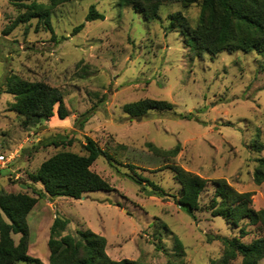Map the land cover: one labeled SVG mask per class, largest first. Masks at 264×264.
<instances>
[{"label":"rangeland","instance_id":"rangeland-1","mask_svg":"<svg viewBox=\"0 0 264 264\" xmlns=\"http://www.w3.org/2000/svg\"><path fill=\"white\" fill-rule=\"evenodd\" d=\"M20 1L0 0V80L18 75L58 88L69 116L39 119L25 128L11 110L15 97L0 94V151L19 152L0 177V195L38 198L33 188L43 190V185L31 175L59 152L87 155V139L111 156L110 161L98 158L91 167L111 191L90 192L80 200H38L27 217L29 256L49 264L50 229L59 216L70 221L63 235L92 230L106 238L107 254L114 260L218 261L224 252L219 237H238L240 230L212 216L211 181L224 179L238 192L253 193V208L264 209V184L253 180L264 158V149L255 147L264 146V59L255 53H197L182 33V21L172 15L181 13L195 28L200 3L188 8L164 4L160 18L148 21L120 0H74L53 11L52 31L37 28L34 19L5 36L4 29L23 13L15 5ZM31 2L47 0L25 1ZM92 6L104 20L87 21ZM82 24L83 30L74 33ZM145 99L167 101L173 110H151L142 119L125 112L127 104ZM149 144L161 152L155 154ZM173 166L210 181L197 221L174 199L149 197L128 177L138 173L178 197ZM245 227L249 235L243 241L249 244L258 231ZM13 237L18 244L21 235Z\"/></svg>","mask_w":264,"mask_h":264},{"label":"trees","instance_id":"trees-1","mask_svg":"<svg viewBox=\"0 0 264 264\" xmlns=\"http://www.w3.org/2000/svg\"><path fill=\"white\" fill-rule=\"evenodd\" d=\"M25 1L28 0L15 4L23 13L4 29L5 36L10 35L21 24H29L34 19H37V28L43 27L52 31L53 11L74 0H47V3ZM120 2L132 7L148 21L160 18V9L164 4L181 3L183 8H188L200 3L201 11L195 28L189 26L181 13L172 15V18L182 21V33L190 38L197 53L204 51L212 55L223 52L255 53L264 59V0H120ZM104 18V15L92 6L87 21ZM171 26L175 29L177 24L173 22ZM83 28L84 24L77 26L74 33L80 32ZM4 76L0 80V94L8 93L15 97L16 102L11 105V110L21 117V124L25 128L39 119L48 120L58 115L64 120L69 116L58 88L45 82H31L18 75ZM124 110L131 117L142 119L151 110L171 111L173 105L167 101L145 99L127 104ZM148 147L155 154L161 152L151 144ZM255 147L258 151L264 149L259 143H255ZM85 150L87 155L84 156L68 151L59 152L41 164L38 171L31 175L34 183L43 185V190L33 188L38 198L23 193L0 195V264H45L28 254L30 232L27 217L40 198L49 196L50 199L68 197L80 200L90 192L111 191L109 183L91 169L98 158L105 157L110 161L111 156L92 139H87ZM176 153L174 150L173 154ZM129 168L135 172L138 170L132 165H129ZM170 168L180 186L178 197L169 195L164 188L138 173L128 177L149 197H158L162 201L174 199L176 205L197 221L196 213L201 210V197L210 181L180 166ZM253 180L257 186L264 184V158L258 160ZM211 183L215 188L214 200L209 206L212 216L222 217L232 228L240 230L238 237L231 239L219 237L224 245V252L222 257L212 264H260L264 260V209L253 208L251 192H238L224 179ZM69 223L68 219L57 216L51 226L48 241L49 264H140L130 259H112L106 251V238L92 230L78 231L77 236L63 235ZM245 226L255 227L258 231L257 238L249 244L243 241L249 235ZM166 229L168 230L167 227ZM18 234L21 238L17 244L13 236ZM175 242L180 249V242Z\"/></svg>","mask_w":264,"mask_h":264},{"label":"built area","instance_id":"built-area-1","mask_svg":"<svg viewBox=\"0 0 264 264\" xmlns=\"http://www.w3.org/2000/svg\"><path fill=\"white\" fill-rule=\"evenodd\" d=\"M18 153V151H12L10 153L0 151V177L4 171L10 169V167L15 164ZM15 178L18 179L19 175H17Z\"/></svg>","mask_w":264,"mask_h":264}]
</instances>
